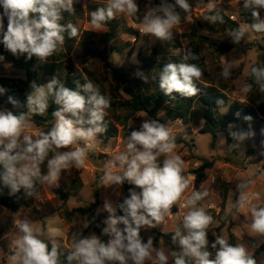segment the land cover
<instances>
[{"label":"rangeland","instance_id":"374dc122","mask_svg":"<svg viewBox=\"0 0 264 264\" xmlns=\"http://www.w3.org/2000/svg\"><path fill=\"white\" fill-rule=\"evenodd\" d=\"M106 2L107 0H75L74 13H62L64 19L61 23H73L78 27L79 35L69 39L65 33L64 50L47 60L41 61L35 57L27 60L26 55L16 57L10 52L3 53L5 62L0 64V80L4 81H0V87L3 83L8 84L4 93L7 98L12 97L18 101V104L15 108L0 105V109L21 112L27 94L32 91V81L46 84L55 76L64 84L68 77L74 83L77 80L83 83L84 77H87L99 86L101 94L110 99L111 106L106 109L105 117L116 128V133L113 136L99 134L95 140L90 141L94 147L88 149L84 164L79 167L72 164L68 169L62 170L56 184L37 182L35 186L39 198L34 199L30 206L17 213L0 207V264H11L8 257L13 253V241L19 235L16 221L22 219H28L34 229H40L44 233L41 238L48 244L55 242L57 247L69 253L76 242L77 233L85 229H88L85 237L95 235L101 239L103 236L107 243L110 237L103 234V228L96 230L92 226L94 218H98L99 226L104 224L109 216L104 208L105 203L112 205L117 216L123 215L118 205L128 197L127 188L136 191L139 189L127 182L123 185H105L100 177L109 162L126 151L127 137L131 130H139L146 119L157 120L170 127L176 137L175 154L184 161L185 175H194L193 172L202 166L200 159L212 162L213 167L205 170L206 180L198 187L194 175L195 179L189 188L173 205L171 215L166 216L155 228H141L143 242L147 243L149 238L160 241V246L152 249L151 258L146 259L144 264H154L159 250H163L169 257L168 264H174L172 253L181 252L179 242L177 240L170 245L161 234L173 236L177 228L184 233L182 220L187 209H182L181 205L193 191L208 193L198 202V206L213 216V223L207 230L209 250L214 253L210 245L215 235H223L234 245L243 244L250 253H255L257 264H264V236L251 231L249 212L251 206L264 205V131H258L256 126V122L264 119V91H261L260 84L251 73L253 66H264V33L249 31L239 42H234L229 34L241 24L254 22L251 17L252 9L243 7L244 0H189L192 8L188 13L178 7L176 9L181 22L172 29L171 38L159 40L142 33L139 24L144 14L158 5L160 0H137L140 9L137 17L117 13L115 19L107 22L102 30H94L90 23V13ZM168 2L174 3V0ZM209 2L215 4L211 12L207 8ZM211 15L223 17L224 22L217 20L212 23L205 18ZM188 16H191V20L186 19ZM260 16L264 19V9L260 10ZM188 49L199 56L198 60H190L188 63L198 64L204 73L196 81L200 90L223 92L228 97L229 106L244 104L254 110L255 115L250 120L253 129L243 140L238 139L236 153H232L226 143V133L229 130L226 114L229 107L216 113L219 123L216 128L217 136L214 138L212 134L205 133L204 111L198 104L192 105L187 121H170L165 109L159 111L156 118H152L147 112L134 113L129 105L130 95L123 83L113 75V69L118 70L128 78L135 92L141 86L146 95H152L158 89V76L163 66L170 62H182V56ZM228 49L231 50L224 53ZM154 51L157 53L153 63L149 58ZM144 60L151 62L152 66H147ZM225 67L230 72L228 78L223 76ZM137 71L147 75V82L135 75ZM248 85H251V90L246 92ZM51 104L50 101L49 106ZM172 106L173 103L166 107ZM34 116L37 114L29 113L27 128V133L34 137L49 130L55 122L53 117L38 125ZM46 116L47 113L42 115V119ZM77 146L84 147L85 141H78L71 149L58 151L73 150ZM53 155L50 152L40 165L42 175L47 174V160ZM114 171L121 170L117 168ZM242 195L246 197L244 207L239 211L231 208ZM77 208L90 211L86 215L77 213L71 221H66L65 212ZM119 227L124 226L121 224ZM186 259L188 264H193L190 258ZM127 264L133 262L128 259Z\"/></svg>","mask_w":264,"mask_h":264},{"label":"clouds","instance_id":"9594fccd","mask_svg":"<svg viewBox=\"0 0 264 264\" xmlns=\"http://www.w3.org/2000/svg\"><path fill=\"white\" fill-rule=\"evenodd\" d=\"M75 0H0V33L5 50L13 56H25L27 60H47L64 50L65 33L69 39L79 35L76 25L69 22L62 24V13H74ZM177 7L188 13L192 5L189 0H160V3L149 9L140 20L139 29L142 33L154 36L159 40H168L172 29L181 22L176 11ZM244 8H251L254 22L241 24L231 31L234 42L249 31L264 33V19L260 10L264 9V0H244ZM209 12L215 4H207ZM137 0H107L106 4L97 7L90 13V23L94 30H102L103 26L115 19L117 13L137 17L139 13ZM212 23L223 17L211 15L205 17ZM191 20V16L186 17ZM6 21V29H5ZM199 56L188 49L182 56V62L167 63L158 76L159 89L165 96L179 93L183 97L196 96L200 89L196 81L204 75L202 68L188 61L198 60ZM4 60L0 56V61ZM252 76L264 91V66H253ZM135 75L145 82L148 77L142 71ZM229 69H223V76L228 78ZM156 79V77H153ZM76 88L66 87L55 76L46 84L30 83L32 91L27 94L28 112L13 113L8 109H0V195L8 190L9 196H17L23 191L27 197L35 195L37 182L54 185L62 170L72 164L77 167L85 162L88 149L94 147L90 141L107 131L105 124L106 109L110 99L101 94L98 85L87 77L84 82L75 81ZM251 85L245 88L250 91ZM5 88L0 87V93ZM56 105L51 115L55 118L49 130L42 131L35 137L27 133L29 113L44 115L49 109V102ZM9 103L17 105L18 101L9 97ZM223 103V101H218ZM237 115H239L237 113ZM250 116L245 120H251ZM87 125L88 127H84ZM234 125L229 124L230 136L243 140L249 133L231 131ZM85 141L84 147H75L78 141ZM176 137L170 127L157 120H144L139 130H131L127 137L126 151L115 156L106 166L100 177L105 185H123L127 182L134 185L136 191L129 189V195L118 205L123 215L117 216L111 204L105 203L104 208L109 216L102 232L110 237L107 243L97 236L81 237L76 240L72 251L67 256L68 264H144L151 258L153 240L147 243L140 236L141 228H155L166 216L171 215L173 205L189 188L193 174L185 175L184 161L175 154ZM52 152L54 155L47 160V174L42 175L40 165ZM163 157L161 160L160 158ZM120 169L116 172L114 169ZM208 195L207 191H193L184 203L187 209L183 216L182 226L175 230L172 240H177L181 252L172 253L174 264H257L254 255L243 244H232L223 235H215L209 250L208 228L213 223L209 215L198 202ZM19 199V197H17ZM246 197L242 195L231 208L238 211L244 207ZM231 208L229 211H231ZM251 231L264 236V205L251 206ZM123 225L121 228L119 225ZM19 235L14 239V251L8 257L11 264H61L55 242L49 244L41 237L44 233L34 229L28 219L16 221ZM169 257L163 250L156 252L154 264H168Z\"/></svg>","mask_w":264,"mask_h":264},{"label":"trees","instance_id":"16d2710c","mask_svg":"<svg viewBox=\"0 0 264 264\" xmlns=\"http://www.w3.org/2000/svg\"><path fill=\"white\" fill-rule=\"evenodd\" d=\"M231 49H228L225 52H229ZM8 52L4 49L3 45L0 46V56H3V53ZM156 51L152 53V56L149 58V61L155 62L156 58ZM145 63L147 66H152L151 62H148V60ZM5 61H0V64L4 63ZM113 75L115 78L123 83L125 86L126 92L130 95V107L132 108L133 112H147L152 118L157 117V113L161 110L165 111L166 117L170 121H176L179 119H182L183 121H187L189 114L191 113L190 109L193 104H198L204 111L203 119L205 120V133L212 134L215 138L217 136V126L219 121L216 118V113L222 108L229 107L226 119L228 124L234 125V127L231 129V131H235L237 133H250L252 131V126H250V121L245 120V117L255 115L254 110L244 104H233L229 106L228 103V97L225 93L215 91V90H208L207 92H203L202 90L199 91V93L196 96L193 97H183L179 93H172L171 96H165L164 93L159 89L152 94V95H146L143 92V88L141 86H138L137 92H135L131 86L128 78L122 74L119 73L118 70L113 69ZM2 80V79H1ZM0 80V81H1ZM4 81V80H2ZM66 87H70L75 89L76 85L71 79V77L67 78ZM2 87L6 90L8 89L9 85L6 83L2 84ZM7 94L1 93L0 94V105H4L6 107L15 108L16 105H13L9 103V98L6 97ZM218 101H223V103H218ZM173 103V106L170 108H167L166 106ZM56 108V105L53 103L49 106V109L47 110V116L45 119H42V116L38 115L34 116L35 122L38 123V125H42L43 122H46L48 119H53V116L51 115L52 111H54ZM21 112H28L27 107V101L24 103L23 110ZM19 112V113H21ZM237 113L239 115H237ZM105 124L107 125V131L106 135L113 136L114 133H116V128L112 126V124L107 120L105 117ZM256 126L258 131H264V119L259 120L256 122ZM112 129V130H111ZM226 143L229 148V150L232 153H236L237 151V143L238 139H233L230 136V130L226 133ZM202 161V166H200L199 169L195 170L193 173L196 176V187L200 183L205 182L206 180V173L205 170L211 169L213 167V163L209 162L205 159H200ZM127 188V187H126ZM37 190V186H35V193ZM127 190H129L127 188ZM35 196V195H34ZM34 196L27 197L24 195L23 191L17 194V196H9L8 190L4 189L3 194L0 195V207L7 209L11 212L17 213L22 208L28 207L31 205ZM19 197V199H17ZM89 209H83V208H77L73 209L71 211H66L65 213V220L71 221L72 217L76 215L77 213L86 215L89 213ZM98 218L95 217L92 226L96 228V230H99L100 228H104L105 224H101L99 226L98 224ZM88 233V229L82 230L77 233L76 239H79L81 237H85ZM161 236L164 238V241L168 242L170 245H173L172 236L170 235H164L161 234ZM101 240L106 243V239L102 236ZM160 246L159 239L153 240V249L158 248ZM51 247V244H49V248ZM59 259L61 264H68L67 256L70 254L68 251L63 250L59 247ZM264 249V246L262 247ZM264 251V250H262ZM255 258V255H254ZM72 264H76L75 260L72 261Z\"/></svg>","mask_w":264,"mask_h":264},{"label":"built area","instance_id":"2783aa9c","mask_svg":"<svg viewBox=\"0 0 264 264\" xmlns=\"http://www.w3.org/2000/svg\"><path fill=\"white\" fill-rule=\"evenodd\" d=\"M36 198L38 199V198H39V196H38V195L35 193L34 199H36ZM34 199H33V201H32V202H34ZM181 208H182V209H185V208L183 207V204L181 205Z\"/></svg>","mask_w":264,"mask_h":264},{"label":"crops","instance_id":"0c3cea01","mask_svg":"<svg viewBox=\"0 0 264 264\" xmlns=\"http://www.w3.org/2000/svg\"><path fill=\"white\" fill-rule=\"evenodd\" d=\"M253 255H255V253H253ZM256 259V258H255Z\"/></svg>","mask_w":264,"mask_h":264}]
</instances>
